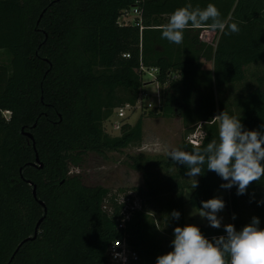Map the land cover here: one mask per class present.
<instances>
[{
  "label": "trees",
  "instance_id": "obj_1",
  "mask_svg": "<svg viewBox=\"0 0 264 264\" xmlns=\"http://www.w3.org/2000/svg\"><path fill=\"white\" fill-rule=\"evenodd\" d=\"M186 2L0 0V113L12 112L9 119L0 116V264H8L35 235L42 218L37 237L10 264H110V244L125 236L140 264H156L173 250L186 204L199 208L223 189L226 181L205 170L186 200L185 190L192 189L186 167L157 157L141 167L145 185L134 190L142 209L123 229L119 195L71 173L91 152L106 154L143 140V118L124 124L118 136L104 128L116 108L137 104L143 66L158 67V80L167 85L150 116L177 114L189 127L181 150L217 138V93L220 113L240 117L246 130L264 131V0H191L201 8L215 4L240 32L217 31L215 43L203 39L205 29L185 31L180 45L161 39L159 26ZM133 9L140 11L137 21L120 24L121 15ZM250 67L257 68L258 84L234 101L223 98L227 88L249 83ZM196 124L203 132L198 145L188 139ZM263 191L264 179L243 195L236 186L229 189L224 202L234 211L237 231L244 203L264 218ZM174 210L178 220L171 217ZM198 227L209 240L226 235L223 226Z\"/></svg>",
  "mask_w": 264,
  "mask_h": 264
},
{
  "label": "clouds",
  "instance_id": "obj_2",
  "mask_svg": "<svg viewBox=\"0 0 264 264\" xmlns=\"http://www.w3.org/2000/svg\"><path fill=\"white\" fill-rule=\"evenodd\" d=\"M199 29L219 31L224 35L240 32L239 24L231 17L223 18L215 4L208 3L201 8L193 6L191 0L168 14L167 23L160 25L158 30L161 39L180 45L185 31ZM213 119L218 122L216 139L206 146L195 147L191 152L173 148L167 155L177 165H184L186 175L194 178L192 190L198 187L196 177L207 170L226 181L221 188L236 186L237 195H243L253 182L264 179V131L246 130L240 117L225 110ZM259 203L264 204V200ZM201 205L192 215L207 219L212 228H221L223 218L217 214L225 208L224 200L215 197L201 201ZM171 217L178 220L180 213L174 210ZM259 225L258 217H253L239 231L229 223L223 225L226 235L213 237L212 240L194 224L177 226L171 241L173 250L158 256L156 264H264V229ZM120 255L115 254L116 257Z\"/></svg>",
  "mask_w": 264,
  "mask_h": 264
},
{
  "label": "rangeland",
  "instance_id": "obj_3",
  "mask_svg": "<svg viewBox=\"0 0 264 264\" xmlns=\"http://www.w3.org/2000/svg\"><path fill=\"white\" fill-rule=\"evenodd\" d=\"M137 16L138 14L135 11L128 10L121 15L119 23L133 24L137 21ZM217 38V31L214 32L208 29L203 31L204 40L215 43ZM204 66L206 68L212 69L213 62H205ZM256 69V67H250L248 69V76L246 80L249 83L242 82L227 88L223 98H228L234 101L238 94L256 86L258 84L256 83ZM254 73L256 74L254 75ZM144 75L145 77H143V79L145 81L141 91L145 90L149 92L151 96L145 100H142L140 103H137V107L132 111H129V117L125 120V122L134 125L139 120V118H143V140L139 144H133L121 150L109 151L106 154L91 152L85 158L81 166L73 165L71 171L72 174L80 173L85 178L88 185L106 187L110 189L111 195L118 194L120 198L126 195H135L134 197H137L136 191L134 189L138 186L145 185V175L143 168H141L142 165L156 159L157 157L169 160L167 153L173 148L181 149L182 140L189 129L180 115L175 114L171 117L150 116L151 111L160 107L161 102L163 101V89L167 85L163 86L161 83L157 84L154 83V81L150 82L152 79L151 76L147 73ZM159 90L160 98H157L156 95L158 94ZM217 94L216 116L220 114L219 102L222 98L221 94ZM115 112L116 109L114 110L112 117L104 123L105 131L110 133L112 136H118L121 134V132L115 133V131L112 130L110 126L112 121L117 119ZM192 127L195 128L193 133L202 134L200 125L196 124ZM196 179L198 181L199 176L196 177ZM187 181L193 183L194 178L190 179L188 177ZM192 192V189L185 190L186 200L189 199ZM229 195V189H217L213 198L219 197L225 201L227 198H229ZM138 199L141 200L139 197ZM261 200H264V195L261 196L260 201ZM106 207H108L107 209L110 210L109 202H107ZM262 207L264 208V205ZM197 210L198 209L191 204H186L183 216L184 226L188 224H194L196 226H209L207 219H202L199 215H192V213L195 214ZM241 211L243 215L242 226L244 227L251 222L253 217H256L255 215L257 213V209L252 208L249 204L244 203L242 204ZM217 215L218 217L223 218L221 225H226L229 223L234 225V211L231 206H225V208ZM259 227H264V218L260 221Z\"/></svg>",
  "mask_w": 264,
  "mask_h": 264
},
{
  "label": "built area",
  "instance_id": "obj_4",
  "mask_svg": "<svg viewBox=\"0 0 264 264\" xmlns=\"http://www.w3.org/2000/svg\"><path fill=\"white\" fill-rule=\"evenodd\" d=\"M138 15H140V11L138 9H133ZM127 57H129V54H125ZM144 70V74H148L151 76V81H154L155 83H160L158 80V75L160 73V69L158 67H152V68H146L142 67ZM145 77V75H144ZM145 81V80H144ZM159 87V85H158ZM151 95L149 92L142 90L139 96V100L137 103H140L142 100H145L146 98H149ZM157 98H160V90L158 91V94L156 95ZM137 107L136 105L132 104H126L124 106L116 108V117L114 121L110 124L111 129L116 132H121L122 127L125 122V120L129 117V111H132ZM12 115V112L10 110H3L0 113L1 117H4L5 119H9ZM202 132V131H201ZM110 134V133H109ZM202 134L193 133L191 136H189V140L195 144L198 145L201 142ZM135 196V195H134ZM133 195H126L121 197L120 204H123L121 213L124 216L122 220L120 221V228L125 229L127 226V222L131 220L133 214L137 210L142 209V201L138 199V197H134ZM119 245V246H116ZM109 258H110V264H140V257L136 250H134L128 240L127 236L124 238L116 239L112 241V243L109 246ZM115 254H121L120 257H116Z\"/></svg>",
  "mask_w": 264,
  "mask_h": 264
},
{
  "label": "water",
  "instance_id": "obj_5",
  "mask_svg": "<svg viewBox=\"0 0 264 264\" xmlns=\"http://www.w3.org/2000/svg\"><path fill=\"white\" fill-rule=\"evenodd\" d=\"M42 15H43V14H42ZM42 15H41V16H42ZM30 136H31V135H30ZM34 194H35V196L37 195L36 187H35V189H34ZM42 221H43V218L39 221V223H38L37 226H36L35 235H34L33 237H30V238L26 239L25 241H23V242L19 245V247H18V249L16 250V252L21 248V246H22L25 242H27V241L30 240V239H34V238L37 237L38 232H39V228H40V224L42 223ZM16 252H15V254H16ZM15 254L13 255L11 261H12L13 258L15 257ZM11 261H10L8 264H10Z\"/></svg>",
  "mask_w": 264,
  "mask_h": 264
},
{
  "label": "crops",
  "instance_id": "obj_6",
  "mask_svg": "<svg viewBox=\"0 0 264 264\" xmlns=\"http://www.w3.org/2000/svg\"><path fill=\"white\" fill-rule=\"evenodd\" d=\"M149 83V82H148ZM155 83V82H154ZM241 220L243 219V215H241V218H240ZM223 226V225H222ZM261 229H264V227H261Z\"/></svg>",
  "mask_w": 264,
  "mask_h": 264
}]
</instances>
